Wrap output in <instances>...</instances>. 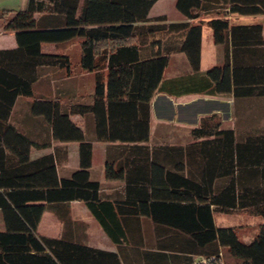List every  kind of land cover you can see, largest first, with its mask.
Wrapping results in <instances>:
<instances>
[{
  "label": "trees",
  "instance_id": "obj_1",
  "mask_svg": "<svg viewBox=\"0 0 264 264\" xmlns=\"http://www.w3.org/2000/svg\"><path fill=\"white\" fill-rule=\"evenodd\" d=\"M155 1L26 0L23 7L0 11L4 28L15 31L17 43L0 47V209L5 224L0 229V264H125L116 250L38 231L44 210H58L71 199L83 200L119 246L125 231L115 228L114 218L147 210L158 223L170 225L166 227L169 230L158 231L159 236L167 232L173 239L187 237L198 245L193 251L213 258V262L221 263L223 247H227L231 259L222 264H264V129L242 132L219 127V120H207L211 115L201 119L192 134L204 137L200 140L202 156L217 164L202 183L188 178L180 193L185 201L171 213L160 206L163 199H150V207L145 198L140 199L141 206L127 200L101 199L99 182L90 179L92 141L85 139L71 113L92 111L98 138L145 140L149 137L150 99L156 91L231 93L234 98L264 95V22L229 18L264 13V0H176L186 18L176 21H166L164 13L150 15ZM202 13L208 18L191 20ZM206 25L212 30L213 41L223 47L224 56L202 68ZM64 40L68 45L77 44L78 60L73 61L64 49L43 48L44 42ZM177 51L186 53L191 70L166 77L169 56ZM44 66L67 73L77 67L94 71L93 102L62 106L58 98L35 95L33 84ZM20 95L33 97L31 112L50 122L55 138L79 140V166L71 176H58L52 152L31 156L32 146L39 143L9 119ZM115 98L125 99L126 112L143 100L145 117L140 120L145 124L144 133L106 131L107 124L114 126V115L120 109L112 106ZM123 171L121 162L114 168L106 160L107 176L121 177ZM215 171L230 176L218 190L213 182ZM214 209H246L262 219L246 241L235 225H216ZM174 256L180 264V253ZM191 259L186 255L183 262Z\"/></svg>",
  "mask_w": 264,
  "mask_h": 264
},
{
  "label": "crops",
  "instance_id": "obj_2",
  "mask_svg": "<svg viewBox=\"0 0 264 264\" xmlns=\"http://www.w3.org/2000/svg\"><path fill=\"white\" fill-rule=\"evenodd\" d=\"M158 0L150 8V15L164 13L166 21H176L186 19L182 12L176 7V0H172L173 8L169 10H159L153 12ZM16 7L25 6L26 0H17ZM205 13L200 17L191 20L207 19ZM231 21V15L229 16ZM237 21L257 20L256 17L239 15ZM256 18V19H255ZM14 31V30H12ZM204 31L202 35L201 67L207 68L212 64L220 62L224 56V49L220 44H204ZM212 33V30H211ZM212 35V34H211ZM213 39V38H212ZM52 45L47 50H65L69 52V47ZM0 47L2 44H0ZM43 72L50 74L48 93H43L44 89L38 88V96L47 98H58L62 106L71 102L92 103L94 100L95 79L90 80L92 71L80 70L78 67L67 73L58 67H42ZM191 70V65L187 55L183 51L173 52L169 56L168 64L164 70V76H175ZM41 74V73H40ZM40 77V76H39ZM38 77V79H39ZM33 90L35 92V84ZM25 97L26 108L15 112L18 100ZM32 96L20 95L17 97L15 105L9 117L11 122H15L23 132L39 144L31 148V156L52 152L56 161L57 174L59 177H69L79 166V140H61L53 136L50 122L41 114H33L30 110ZM251 98H258V106H251ZM143 100H137L135 106L129 107V112L125 111V99H114L118 114L114 115L116 121L114 126L106 125L107 132L116 133H144L145 124L140 119L145 117V105ZM119 104V105H117ZM121 104V105H120ZM255 105V104H254ZM121 106H123L121 108ZM258 117L260 124L255 128L264 129V95L240 96L234 98L231 93H207V92H186L182 94H171L168 92H155L150 99L149 111V137L145 140H125L121 138L108 139L98 138L96 116L92 111L85 113H71L70 117L82 127L85 139L92 141V163L90 166V179L99 182L98 196L102 199H121L135 202L133 206H141L140 199H163L160 206L166 207L164 212L171 213L172 208L180 206L179 203L185 200L181 197V192L185 188L188 178L197 183H202L208 173L212 174V169L217 163L202 156L201 139L203 136L194 137L192 128L200 125L201 119L212 116L207 120H219L223 128H235V122L231 124V115L235 118L239 116H250L253 110ZM18 111V110H17ZM254 112V111H253ZM17 113V116L15 114ZM250 129V128H248ZM237 130V129H236ZM247 131L244 130V132ZM243 132V131H242ZM106 160L113 163V167L120 162L124 167L123 176L109 177L105 173ZM215 189L218 190L230 180L229 174L218 175L213 172ZM214 205V204H212ZM59 208V209H58ZM56 209H46L42 213L38 224V231L41 234L50 236H64L83 243L116 250L125 264H176L175 253H180V264H222L213 262L201 253L195 252L196 243L181 237L173 239L171 235L164 232L158 235V231L168 229L170 225L160 224L149 214L151 211H138L128 213L121 217H115V228L125 231L121 246L114 242L105 232L97 218L81 199H71L63 202ZM243 210V209H242ZM162 213L163 211L160 210ZM213 210V218L216 225H219ZM233 211H240L233 210ZM255 224L249 222L244 227L245 234L242 237L249 241L256 233L258 223L262 217H256ZM230 212V211H222ZM168 215V214H167ZM5 227L2 211L0 209V229ZM169 230V229H168ZM164 231V230H163ZM187 246L182 250L175 247ZM191 247V248H188ZM146 249L151 250L146 253ZM153 251V252H152ZM159 251H163L160 254ZM164 254V255H162ZM191 256L190 262H183L185 256ZM179 261V262H180Z\"/></svg>",
  "mask_w": 264,
  "mask_h": 264
},
{
  "label": "rangeland",
  "instance_id": "obj_3",
  "mask_svg": "<svg viewBox=\"0 0 264 264\" xmlns=\"http://www.w3.org/2000/svg\"><path fill=\"white\" fill-rule=\"evenodd\" d=\"M17 0H0V11L2 10V8H11V7H16L17 5ZM171 8H173V3L172 0H158L156 6L153 9V12L159 11V10H169L171 11ZM12 9V8H11ZM245 16H249V17H256L258 18L257 20L264 22V13H258V14H245ZM239 15L233 14L231 16V20H237ZM255 18V19H256ZM256 20V21H257ZM249 21V20H248ZM250 21H255V20H250ZM205 31H204V44L207 45V43H212L213 39H212V33H211V29L209 26H205ZM56 43H59L58 46L63 47H69V52L71 54V57L73 59V61H76L80 58V51L79 48L77 46V44H71L68 45L69 42L66 40L64 41H60V42H44V45L46 46L45 48H51L52 45H56ZM0 44H2V46L4 47H13L15 46L16 43V37H15V31H12V29H6L4 28V21L2 18H0ZM60 50V49H58ZM45 67V66H44ZM42 69V67H41ZM93 73L90 74V80H93L94 78V71H92ZM39 74V79L37 81V83L35 84V92L34 93H39L38 90H40L39 88H42L41 90H43V93H48V90L50 88L47 89V86L49 84V80H50V74L43 72L40 70ZM39 86V88H38ZM27 104V100L25 99V97H21L18 100V106H16L15 108V112H18L21 109L26 108L25 105ZM255 104V105H254ZM256 107L257 109L259 108L258 106V98H251V106ZM18 110V111H17ZM254 111V112H253ZM252 113L250 114V116H239L237 118H235L234 116L231 115V124L233 122H235V128L238 131H244V130H248V128H255L256 126H258L260 124V121L258 119V117L255 115V110H253ZM255 113V114H254ZM15 116H17V113L15 114ZM215 216L217 219V222L219 225H235L237 227V232L239 234V236L242 238L245 234V229L244 227H246V225H248L249 222H253V224H255V218L251 217L248 212L244 211V209H240V211H230V212H222V211H217L215 212ZM256 217H259V215H254ZM258 230V227L257 229ZM226 259H231L230 255L227 252V247H223V256H222V261L224 262Z\"/></svg>",
  "mask_w": 264,
  "mask_h": 264
}]
</instances>
